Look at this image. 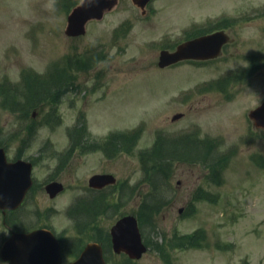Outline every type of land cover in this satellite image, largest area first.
Segmentation results:
<instances>
[{"label": "rangeland", "instance_id": "obj_1", "mask_svg": "<svg viewBox=\"0 0 264 264\" xmlns=\"http://www.w3.org/2000/svg\"><path fill=\"white\" fill-rule=\"evenodd\" d=\"M75 1L56 0L50 11L47 0H0V144L9 157L35 160L38 178L66 173L68 199L84 195L91 174L115 175L117 197L99 206L104 219L84 232L104 243L108 264L127 262L111 250L110 225L124 214L140 221L150 206L158 207L149 211L150 226L140 221L147 252L134 264H264V165L253 159L264 161V131L247 118L264 101V0H153L145 16L121 0L84 36L69 38L64 28ZM221 17L229 27L235 21V40L220 58L157 67L159 51L181 42L186 29ZM22 82L42 90L35 99L14 90L6 103L1 89ZM177 113L184 115L172 122ZM111 132L116 141L123 136L120 145ZM167 136L178 137L181 149L198 144L201 151L183 153L200 158L170 160L169 176L154 188L144 151ZM70 139L79 145L69 150ZM61 151L70 152L53 168ZM65 200L43 201L58 211V227L67 225Z\"/></svg>", "mask_w": 264, "mask_h": 264}, {"label": "water", "instance_id": "obj_2", "mask_svg": "<svg viewBox=\"0 0 264 264\" xmlns=\"http://www.w3.org/2000/svg\"><path fill=\"white\" fill-rule=\"evenodd\" d=\"M133 3L142 10L150 0H132ZM118 0H83L68 16L65 34L68 36H78L85 33V25L89 20H100L103 14L110 11L117 5ZM228 38L223 32H217L209 36H204L181 44L176 51L169 53L161 51L158 66L164 68L167 65L176 63L184 59L204 60L214 58L220 53L223 43ZM180 115L173 117V120ZM249 116L257 124H264V104L256 110L251 111ZM19 171L22 174L21 192L12 193L9 189L15 186L6 177L7 171ZM30 166L24 162H17L12 165L6 164L3 157V150L0 149V208L13 207L17 205L23 197L25 189L30 183ZM110 180L109 176H99L91 180L93 183L104 185ZM16 187V186H15ZM5 191L9 192L10 198L3 199ZM19 191V190H18ZM6 200V201H5ZM113 250L116 253L125 252L131 258L140 257L145 251L141 244L136 219L132 216L123 217L111 228ZM41 232H36L31 236L12 238L3 247L2 256L9 260L10 264H59V249L56 243H51L50 238H46ZM48 254V255H47ZM24 260H28L24 262ZM71 264H104L101 250L95 245H88L80 257Z\"/></svg>", "mask_w": 264, "mask_h": 264}, {"label": "flooded vegetation", "instance_id": "obj_3", "mask_svg": "<svg viewBox=\"0 0 264 264\" xmlns=\"http://www.w3.org/2000/svg\"><path fill=\"white\" fill-rule=\"evenodd\" d=\"M67 152L70 151H61V153H58L56 160L53 161L56 162L53 168L60 167L62 165V161L64 160V156L67 154ZM12 159L15 160L14 157ZM28 160H30L35 166V160ZM50 166L49 168H51ZM32 177V186L26 192L21 204L14 209L0 210V264H8V262L4 261L1 257V247L5 240H7L13 233H30L40 229L50 231L55 236V238L60 243L61 250H64L65 259L63 262H69L66 252L72 246H74V235H72L69 230H71L73 221H79L80 218L72 217L71 214H69L68 211L64 209L65 213L61 217L67 225L58 227L53 216L55 215L54 212L58 211L55 209V207H53V205L43 204V201H51L52 203L57 202V200L62 202L64 199H67V195H64L66 190V185L64 183V179L67 178L66 173L63 174V172L61 173L60 171L51 173L50 170L47 174H45L44 177L38 178L35 174V171H33ZM56 182L62 184V190L55 195L53 194L52 196V192L51 190H48V187L50 184ZM116 191L117 190H115V192ZM115 192L113 193V196L115 195ZM70 199H73L72 195L70 196ZM92 221L93 220H87L86 225ZM84 230H87V227L84 228ZM84 230L83 232L78 233L83 235V238L85 235ZM83 238L78 239L80 241L79 244H82L83 240L86 242L90 241L87 240V235H85L84 239ZM77 246L79 247V245Z\"/></svg>", "mask_w": 264, "mask_h": 264}, {"label": "trees", "instance_id": "obj_4", "mask_svg": "<svg viewBox=\"0 0 264 264\" xmlns=\"http://www.w3.org/2000/svg\"><path fill=\"white\" fill-rule=\"evenodd\" d=\"M55 75L52 74L50 77H48V82L47 83H55V78H53ZM26 85L27 83L25 82V85H24V89H23V92L26 91ZM13 88L10 87L9 89H4L3 90V94L5 93L6 91V94H4V99L6 100V103L7 102H12L14 101L15 99H13V97L15 95H17V92L12 90ZM42 90V88L39 90L38 88H31V86H29V90H27L26 92L29 93L27 94L28 97H30L31 99H35V97H33V95H37L38 92H40ZM32 96H31V95ZM15 103V102H14ZM13 110V109H12ZM137 132H134L130 138H135L137 135ZM117 137L116 136H113L111 137V142H114L116 141ZM123 136H119V139L116 141V144L117 145H120L122 142H123ZM160 139V138H159ZM122 140V141H121ZM161 142L163 143V146L161 144ZM170 144V150H166L165 147L166 145H169ZM1 146V144H0ZM174 148V150H172ZM166 150V151H165ZM193 149L192 148H189V152H193L192 151ZM164 151V152H163ZM173 151H176V152H180V151H183L180 149V146L178 147H175L174 146V141L170 140L169 142H167L165 139H162L161 138V141L159 140V142H156V145L153 146L151 148V150L149 151H144V156L145 158H150L152 159V168H151V171L152 173L155 175L154 176V183H153V187L155 188L157 185H156V182L157 180L160 178V179H165L169 176L170 172L168 171V163L170 160L172 159H178L180 157V160H181V155L180 154H174ZM209 153H204V156H208ZM142 158V157H141ZM143 161V159H142ZM144 163V161H143ZM142 171L144 172V176L146 174V169H145V166L143 165L142 166ZM205 198V196H203ZM157 205V204H156ZM158 209L157 206H150V208H147L146 210H148L147 212H140L139 214V217H140V221L144 224V225H149L151 224V220L148 218L149 217V211L151 212L152 210H156Z\"/></svg>", "mask_w": 264, "mask_h": 264}, {"label": "clouds", "instance_id": "obj_5", "mask_svg": "<svg viewBox=\"0 0 264 264\" xmlns=\"http://www.w3.org/2000/svg\"><path fill=\"white\" fill-rule=\"evenodd\" d=\"M56 0H47L46 7L50 11H55Z\"/></svg>", "mask_w": 264, "mask_h": 264}]
</instances>
